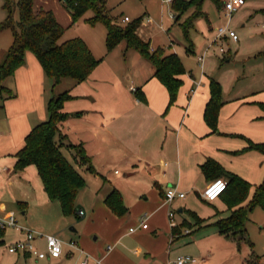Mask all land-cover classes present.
Wrapping results in <instances>:
<instances>
[{
	"label": "crops",
	"instance_id": "crops-1",
	"mask_svg": "<svg viewBox=\"0 0 264 264\" xmlns=\"http://www.w3.org/2000/svg\"><path fill=\"white\" fill-rule=\"evenodd\" d=\"M226 1L191 3L193 9L183 27L199 28L207 40L205 46L195 39L182 44L181 50L169 43L156 46L138 30L150 53L160 48L167 55L176 54L185 69L172 104L168 89L155 77L156 68L148 58L126 42L107 51L106 28L96 39L84 40L100 63L81 83L66 78L53 87L37 57L27 52L25 64L3 81L6 91L0 96V217L14 214L22 227L55 235L65 243L77 240L102 264H176L183 256L195 258L198 264H260L250 248L241 246L246 235L235 229L225 232L221 225L241 207H247L264 182V153L249 150L251 143H264V110L260 107L264 105V70L254 75L259 77L260 89L251 91L245 84L241 88V75H217L218 63L213 58L207 60L209 52L219 47L211 43L216 29L226 24ZM248 2L245 0L233 14L235 18L241 21V9ZM169 5L173 7V3ZM250 5L264 11V0H253ZM13 42L7 47L0 43V65ZM212 81L221 88L222 105L215 128L205 120ZM59 86L57 95L68 92L71 99L64 105L68 118L59 125L55 140L85 181L71 215H65L60 203L49 199L35 166L16 168V155L25 146L26 137L49 119L48 102ZM230 175L251 185L245 203L231 206V191L213 202L202 198L212 182H228ZM169 189L185 197L168 203L165 194ZM144 217L147 229L141 227ZM44 221L62 222V227L46 233L38 223ZM77 221L81 231L72 228L76 236L63 231ZM131 229L135 231L131 233ZM24 239L23 232L8 229L0 246ZM37 243L44 244L43 251ZM34 245L46 252L44 240L38 239ZM6 253L1 264H29L33 259L36 263L77 264L80 259L67 244L59 259Z\"/></svg>",
	"mask_w": 264,
	"mask_h": 264
},
{
	"label": "trees",
	"instance_id": "trees-1",
	"mask_svg": "<svg viewBox=\"0 0 264 264\" xmlns=\"http://www.w3.org/2000/svg\"><path fill=\"white\" fill-rule=\"evenodd\" d=\"M69 11L74 21L83 17L87 12L93 11L95 17L90 23L101 22L107 30V51H113L122 42L139 51L148 58L156 68L155 77L168 89L170 103H174L178 91L183 84L179 78L185 73V69L176 54L167 55L165 50L158 48L150 53L149 44L138 35L139 21L122 26L112 21L105 8V0H60ZM218 3V0H214ZM189 2L174 0L173 8L181 6L187 8ZM34 0H6L5 9L8 18L0 25V33L11 30L14 42L10 48L6 60L0 65V96L5 93L3 86L5 78L13 75L25 64L27 52L33 53L41 63L47 76L56 87L63 79L70 78L78 83L89 78L99 65L88 45L81 39H72L59 43L64 30L59 25L55 15L50 11L34 12ZM18 10L20 20L14 19V13ZM71 99L68 92L54 94L48 102L49 119L36 126L26 137L25 146L17 153L16 168L23 170L29 166H35L41 177L45 192L51 201L60 203L65 215L75 212L77 194L85 186V181L74 166L61 153L60 146L55 138L60 134L59 125L68 116L63 111L65 103ZM220 85L211 82V99L205 111V120L211 127L217 125L218 114L221 107ZM264 110V105L261 106ZM249 150L264 153L263 144H250ZM81 160H85L82 152L78 151ZM207 172L208 165L205 166ZM251 185L235 175H230L227 190L231 191L232 201L230 205L236 207L242 205L248 198ZM222 194V195H223ZM109 205L112 208L113 203ZM256 207L264 210V182L256 190V194L247 207H241L226 222L221 223L224 231L235 229L246 235V222L249 213ZM5 231L0 228V245Z\"/></svg>",
	"mask_w": 264,
	"mask_h": 264
},
{
	"label": "rangeland",
	"instance_id": "rangeland-1",
	"mask_svg": "<svg viewBox=\"0 0 264 264\" xmlns=\"http://www.w3.org/2000/svg\"><path fill=\"white\" fill-rule=\"evenodd\" d=\"M16 1L17 0H15V2ZM251 1L253 0H249L247 3V5H249L241 9V21L239 18H235V15L233 16L231 27L237 32L240 42L235 44L226 40L220 41L221 43H218L219 47L216 48L215 51L212 49L209 52L207 60L209 61V59L213 58L211 60H215L216 63H218V68L216 67L217 75L222 74L228 77H231V75H241V78H244L241 82V88L243 86L242 84H245V88L248 87V90L257 91L261 86L258 82L259 77H255L254 75H256L261 68L264 70V11L256 7L258 4L254 5L255 7L251 6ZM256 2L258 3V1ZM5 4L6 0H0V25L5 23L8 18ZM105 8L108 17L122 26L139 21L140 25L138 30L141 31V36H143L147 42L152 40V45H160L163 47V45L169 43L168 45L172 44L174 47L181 50L180 47H182V44L186 45L188 40L192 41L195 39L199 45L203 46L207 43V40L204 39L199 28L196 30H186L183 27L186 20L189 19L186 15L193 9L192 5H189L185 9H181L180 6L176 8L170 7L169 4H164L162 0H105ZM33 9L36 13L44 10L50 11L55 15L59 25L64 30L59 43L72 39H81L83 41L87 39L90 42L93 38L96 39L99 36H97V34L101 32V30H105L101 22H96L95 24L90 23L95 17L93 11L87 12L83 17L74 21L69 11L58 0H34ZM194 14L191 16L193 17ZM171 15L175 16V19H172ZM125 17H128L130 22L125 23L123 21ZM148 17L152 19V25L148 24ZM14 19L16 22L20 20V13L18 10L14 13ZM212 36H214V34ZM13 40L14 36L11 30L0 33V43H2V45L7 47ZM209 40L208 38V43ZM255 47L257 49L253 50ZM221 49H223L224 55H222ZM218 51L220 53H218ZM228 61L230 62L228 63ZM216 63H213L212 68L215 67ZM188 66L189 65H187V67ZM189 68L195 67L189 66ZM194 71H197V69H194ZM198 72H200V70H198ZM246 76L248 78H246ZM59 91H61L60 86L57 87L55 94L59 93ZM17 216L20 218V214ZM18 223L24 226V224ZM38 223L43 227L46 233H53V231H58L60 227H62V222L58 221H52V223L46 221ZM78 223L79 221L73 222V224L62 229L66 234L76 236L77 233L81 231L80 227L78 228ZM72 228L77 229L78 232H72ZM61 236L64 237L63 235ZM36 245L40 251L44 250L43 243H37ZM241 246L244 250L250 248V251H253L255 256L259 257L260 264H264V210L262 208L256 207L254 212L249 214L248 221L246 222V241H243ZM81 248L83 249L82 246ZM0 250L1 264L2 258L4 257L3 253L6 252L4 246H0ZM28 262H30L29 264H51L48 261L36 263L35 259Z\"/></svg>",
	"mask_w": 264,
	"mask_h": 264
},
{
	"label": "built area",
	"instance_id": "built-area-1",
	"mask_svg": "<svg viewBox=\"0 0 264 264\" xmlns=\"http://www.w3.org/2000/svg\"><path fill=\"white\" fill-rule=\"evenodd\" d=\"M189 1V0H183ZM164 3L172 4L173 0L164 1ZM245 0H227L224 4L223 8V15L227 19L226 24L224 26L218 27L215 31V37L213 38L212 45H217L220 41L229 38L233 41H238L239 36L237 32L231 28V19L234 13L238 11V9L243 6ZM172 19H175V16L171 15ZM125 23L130 22L129 18L124 19ZM148 23H152L151 19H147ZM223 53V49H221ZM199 61L202 62L203 58H199ZM228 182L222 179L216 180L212 182L202 194V198L205 201L213 202L220 198L222 194L227 190ZM166 201L168 203L172 202L176 197L184 198V193H179L175 189H169L166 191ZM83 215V213H80ZM173 217V214H170ZM172 226H175L174 222H171ZM141 227L143 229L148 228L147 218L144 217L141 222ZM0 228L3 231L8 229H16L21 231L25 235L24 240H19L13 243L3 245L5 251L9 254H18V253H25L30 254L37 257L39 260H43L46 258L50 259H59L63 255V248L64 245L67 244L69 248L80 255V259L78 260L77 264H102L100 260H95L91 256H89L79 245L76 241L71 240L68 243L63 242L55 235H46L40 232H36L26 227H22L18 224L15 215L10 214L7 217H0ZM135 229H131L130 232H134ZM44 240L46 245V252H40L34 245L36 240ZM111 249V248H109ZM1 252V250H0ZM176 264H198V260L189 256L179 257Z\"/></svg>",
	"mask_w": 264,
	"mask_h": 264
}]
</instances>
